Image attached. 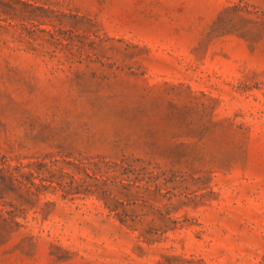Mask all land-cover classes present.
<instances>
[{"label":"rangeland","instance_id":"1","mask_svg":"<svg viewBox=\"0 0 264 264\" xmlns=\"http://www.w3.org/2000/svg\"><path fill=\"white\" fill-rule=\"evenodd\" d=\"M0 264H264V0H0Z\"/></svg>","mask_w":264,"mask_h":264}]
</instances>
